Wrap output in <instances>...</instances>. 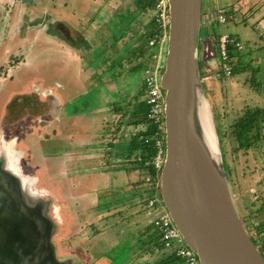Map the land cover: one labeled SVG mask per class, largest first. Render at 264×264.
Wrapping results in <instances>:
<instances>
[{
  "label": "rangeland",
  "instance_id": "rangeland-1",
  "mask_svg": "<svg viewBox=\"0 0 264 264\" xmlns=\"http://www.w3.org/2000/svg\"><path fill=\"white\" fill-rule=\"evenodd\" d=\"M26 1L23 14L20 11L14 12V9L13 16L10 13L15 22H6L4 18L0 20V148L2 144H10L14 141L13 135L18 133L19 128L10 125L11 122H9L7 114L4 116L1 114L10 92L12 90L24 91V89L36 86L28 94H22V96L18 93L14 95L17 98L11 97L10 101L19 107L14 112L22 115L17 116L22 121V127L25 129L31 127L32 129L35 126L34 128L39 130L36 132L37 136L31 133L30 135L25 134V137L32 136L29 140H34L36 148H32L31 141H22V143L27 142L25 144L26 149L33 152L34 156L30 155L29 159H31V165L35 166V170L30 167L29 171L23 168L24 171L37 179L36 188L46 190L57 186L62 190V185H64L63 194L67 198L73 197L74 200L70 204V213L67 208L61 210L58 205H56V209L52 203L48 205L57 218V225H61L62 232L54 238L59 254L61 251L68 258L71 257L70 264H150L153 262L152 257H156L158 254L153 253L154 251L147 247L148 242H151V239L157 235L156 225L149 223V219L153 223L154 218L152 216L155 217V214L148 215L145 204L146 191L149 190L150 184L149 182L148 184L145 183L144 180L148 174L146 175L145 170L137 168L127 171L121 165L115 166V153L118 148L122 147V142L125 143L130 135L133 136L144 126L128 125L127 120L130 118V112L123 117L117 116L115 122H113L111 113L108 114L109 118L104 116L107 113L105 114L101 107L102 104L104 105L100 97L102 90L92 86V83L98 80V76L90 74L93 73V69H97L96 55L100 53V47L102 48L97 40H107L108 36L111 39L114 37V35H110L116 29V26H113L115 24L114 19L112 20L113 24L104 25L101 21L100 27L96 26L98 30L94 29L95 26L93 27L89 18L94 15L98 16L99 5H101L99 0ZM101 1L105 6H108L109 2L113 5L118 3L124 8L131 6L132 11L136 10L134 0ZM226 1L203 0L202 12L205 13L206 7L209 6L212 23L206 28L201 26L199 66L206 95L210 101L215 124L221 138L224 165L230 180L232 168V183L228 180L241 216L250 210L251 203H253L251 209H256L261 203V196L264 194V125L259 147H252L248 150L240 149L234 152L238 144L236 142L231 143V141L229 143L227 139L232 134L230 127L236 119L246 114L248 110L264 109V0H234L229 3L232 10L226 6L218 7L228 5ZM239 7L257 11L255 14L257 19H249L250 14L248 13L247 21L236 20L234 17L229 18L226 23H218L215 20L216 8L227 9L230 15L233 9L236 10ZM52 10L54 13L55 10L60 11L57 15L60 17V23L63 26L66 24L65 19H70L69 21L75 25V28L81 31L82 36L86 37L85 40L93 41L90 44L75 47L84 53L87 60L86 64H88V68L83 72V76L86 77L85 92L74 97L73 101L69 99L65 108L64 103L61 104L59 107L61 109L60 114L56 112L59 117L61 115V118H58L57 121H52L51 117L48 118L51 125L48 124L50 127L45 128L47 132L43 133L39 117L45 109L37 105V102H42L40 100L42 93L39 94L38 92L47 87H57L53 78L58 76L61 78L60 85L64 82L63 85L66 83L69 89L73 90V93L69 95L75 96V91L79 89V86L74 83L75 80L82 84L77 76H73L71 79L69 77L72 83L67 77L64 79L61 73L57 75V72L64 70L65 56L69 55L67 47H70V44L66 42V36L61 33V29L56 30V34L54 33L55 28L43 26L44 28L37 32L36 25L40 24L42 19L46 21L45 16H49ZM75 12L79 16L76 17L79 18L78 21L73 19ZM152 13H155V10ZM149 14L142 13L137 16L132 24L134 31L141 26L142 20H149ZM258 19L259 22H257ZM21 25L22 29L20 28ZM230 31L237 32L242 36L244 40L241 42L244 48L240 49L242 67L239 63V67L234 70V73L227 74L222 70L220 63L218 41H216L217 44L213 40H211L213 43H208L205 38L207 35L210 36V33L214 39L217 37L215 32L222 34ZM73 34L75 39H79L74 31ZM53 37L66 42L64 46L57 47L61 58L56 59L58 67L54 69L49 68V63L46 62L48 51L53 48L50 42ZM82 38L81 40H83ZM69 40H73V38H69ZM21 42L24 45L18 47L17 43ZM167 42L168 29H163L159 39L160 45L152 48L154 53L151 55L152 62L148 68L154 69L156 67V69L163 70ZM149 44L152 45L151 41ZM16 46L17 50L14 51ZM11 50L13 51L9 53ZM214 55L218 60L213 58ZM6 61L9 63L7 64ZM54 61L53 59L51 62ZM3 64L4 66H2ZM9 65L10 68H8ZM89 65L93 66L89 67ZM144 74L146 76L145 70ZM161 74L158 75V81ZM145 83V77H143L140 87L136 88L135 92L129 96L131 102L138 99H149V91ZM38 89L39 91H37ZM57 89L61 97L68 95L63 87H57ZM138 89H140L139 92ZM104 96L107 99L114 98V95L109 93ZM125 101H123L122 106L129 110V104ZM11 109L8 105V110ZM102 117H104L103 119L107 118L110 122L101 124ZM35 119L39 121L35 122ZM32 122L35 124L32 125ZM17 125L19 126V124ZM50 130H54L52 132L54 138L45 139L49 134L48 132H51ZM40 132L43 135H38ZM104 135L106 136L104 140L99 141L98 139H102ZM116 136L117 139L114 141ZM45 152L50 154L45 157ZM124 152V150H120L119 155L123 154L124 157L127 153L130 156L127 149L126 153ZM24 154H26L25 159H23ZM56 154L62 161L53 160L55 156L50 158V155ZM18 155L21 157L22 166H28V153L18 152ZM132 158L134 157L132 156ZM52 161L53 170L47 172L45 165L50 167ZM52 171L59 176L57 180H49ZM135 183L137 187H135ZM143 184L144 188L142 187ZM69 188L70 190H68ZM60 189L59 191L62 193ZM46 192L49 194L48 191ZM54 192L56 191L54 190ZM137 192L138 196L135 197ZM51 200L54 202L53 194ZM44 205L46 206V204ZM99 214H103V216L100 219H95ZM145 248L147 251H144ZM153 250L160 252V256L163 252L169 253L161 249L157 251L155 247Z\"/></svg>",
  "mask_w": 264,
  "mask_h": 264
},
{
  "label": "water",
  "instance_id": "water-1",
  "mask_svg": "<svg viewBox=\"0 0 264 264\" xmlns=\"http://www.w3.org/2000/svg\"><path fill=\"white\" fill-rule=\"evenodd\" d=\"M167 5L168 42L160 79L166 154L160 195L200 264H264L238 212L202 81L203 0H167ZM203 105L208 108L210 132L201 117ZM10 163L8 154L0 152V264H70L71 257L58 254L54 237L61 225L49 214L50 198L26 185Z\"/></svg>",
  "mask_w": 264,
  "mask_h": 264
},
{
  "label": "crops",
  "instance_id": "crops-1",
  "mask_svg": "<svg viewBox=\"0 0 264 264\" xmlns=\"http://www.w3.org/2000/svg\"><path fill=\"white\" fill-rule=\"evenodd\" d=\"M233 1L234 0H227L226 2H228V5H223V6H218V7L226 6L228 9L232 10L231 9L232 7L229 5V3H232ZM99 2L101 3V5H99L100 7L98 9V16L94 15V16L89 18L90 21H92L93 27L95 26L94 29L98 30L96 28V26H98V28H99L101 21L103 22L104 25L113 24L112 23L113 19H114V23H115L113 26H116V29H114L115 31L112 34H110V35H114V37L112 39L108 36L107 40H97V43H100L102 45V48L100 47V50H99L100 55L99 54L96 55V58H97L96 61L98 62L97 69H93L92 70L93 73H90V74L93 76H98V80L95 83H92V86L93 87H99L102 90L100 97H101V101L104 103V105L102 104L101 107H102V111H105V114L107 113L104 116L108 117V114L111 113L112 118H113V122H115L117 119V116L121 115V117H123V116H126L125 114H127L128 112L131 113L133 111L136 101L131 102V100H129V96H130V94H133L135 92L136 88L140 87V82L143 79V77L145 76L144 70L146 68H148L149 64L152 62L151 52H153V49L147 46L148 43H147V40H145L146 37H144L145 25L149 22V20L147 19V21H145V20L141 19L142 20L141 23L138 20L139 21L138 23H140L141 26L138 27L137 29H135V31L133 30L134 26L132 24L136 20V18L139 14L140 15L142 13H144V14L150 13L151 14L153 11H150V12L142 11L141 7H139V5H138V0H134V4H135L134 6L136 8L135 11L131 10V6L124 8L123 6H119L118 3H114V5H113V4H110V2H109L108 6H105L104 4H102L101 0H99ZM25 3H27L26 0H0V20H2V18H4V19H6V22H15V19H13L10 16V13L12 15V12L14 9V12L20 11V13L23 14V12H24L23 8L25 7ZM58 12H60V11L55 10V13H54V11L52 10V12L49 16H45L44 19L46 21H44L42 19L40 21V24L36 25V29H37V32H39V30H42L44 28L43 26H46V27L50 26L51 29L55 28L54 33H56V30H58L59 28L61 29V33H63L66 36V38H67L66 42L68 44H70V47H67V51L69 52V55H66L65 56L66 58L63 57V58H65L64 70H63V72H57V75H60V73H61V75L64 77V79L66 77L68 78L69 82L71 81L70 79L73 78V76H77V79L80 82H82V84L78 83L77 80H75L74 83L79 86L78 87L79 89H77L75 91L76 92L75 96L69 95V94L73 93V90L69 89V87L67 86L66 83H65V85H63L64 82L60 85L59 81H61L60 80L61 78L58 76V77L53 78V81H56V83L55 82H53V83H55V85L59 88L63 87V89L68 94L67 96L61 97L57 92L58 91L57 87H54V86L50 87V88L49 87L44 88L43 91L38 92L39 94L42 93L41 94L42 96H40V100H42V102L41 103L37 102V105H38V107L41 106L43 109H45V111H43L39 117L40 127L43 128V133L47 132V130H45V128L50 127L48 124L51 125V123L48 122L49 121L48 118L51 117L52 121H57L58 118L59 119L61 118V115H60V117L58 116V114H60L61 109H59V107H61V104L64 103V108H65V105L69 99H70V101H73V99H75L74 97L78 96L80 93L83 94L85 92L86 77L83 76V72L88 68V64H86L87 60H86V56L84 55V53H82V51H80L79 49H76L75 47L78 48V45L90 44L93 41V40H85L86 37L82 36L83 34L81 33V31L77 30L75 28V25L71 21H69L70 19H65L66 24L63 26V24L60 23L61 22L60 17L57 15ZM209 12H210V8L208 6V8L206 7V12L203 13V15H202V27H205V28L209 27L210 24L212 23L211 22L212 18L209 15ZM256 12L257 11H253L251 9H246L245 7H239L236 10L233 9V11L230 13L231 14L230 19H232L234 17L236 20L241 19V20L247 21L246 16L248 13L250 14L249 19H257V17L255 16ZM150 14H149V16H150ZM76 17H79V16H77V14L75 12V17L73 19L78 21L79 18H76ZM257 22H259V19L257 20ZM20 28L22 29V25L20 26ZM73 31L79 36V39H75ZM229 34L234 35V37H237L240 40H244V39H242V36L237 32L230 31ZM69 38H73V40H69ZM81 38L83 40H81ZM205 40H207L208 43H213L211 40H216V39L215 38L213 39L211 37V33H210V36L207 35ZM56 41H57V43H56ZM50 42L53 45V48H50V51H48V56L46 57V62L49 63V68L54 69V68L58 67V61L56 59L61 58L58 54L57 47L60 48L61 46H64V44L66 42L64 43L61 40L56 39L55 37H53V39ZM53 42H54V44H53ZM31 44H33V43L31 42ZM22 45H24L23 42L17 43L18 47H22ZM33 45H35V44H33ZM17 46L15 47L14 51L17 50ZM12 51L13 50H11L9 53H11ZM213 58L218 60V58L215 55ZM53 59L55 61L51 62V61H53ZM6 63L8 64L9 61H6ZM91 63H92V61H91ZM2 66H4V64ZM91 66H93V65H89V67H91ZM8 68H10V65ZM54 76H56V75H54ZM69 77H70V79H69ZM6 80L7 79L5 76V81ZM35 87L36 86H34L32 88L24 89V91L23 90L22 91L12 90V92H10V94H9L8 99H6L4 106H3V109L1 111L2 116H4V114L8 115L9 122H11L10 125L12 127H19L17 136L15 134V136H14L15 139H14V141L11 142L10 148H12V149L16 148L17 153L18 152L28 153V156H27L28 159H29L30 155L34 156V154L32 151H29L26 149L25 144L27 142L22 143V141L23 140L31 141L32 148L33 149L36 148L34 146L36 144V143H34V140H29L32 136L25 137V134L30 135V133H31V134H34L37 136L36 132H39V130L34 128L35 126L32 127V129H31V127H30V129L29 128L25 129L22 127V121H21V119L18 118L22 115H20L17 112H14V111H16L15 109H18L19 107L15 106L13 104V102L10 101V98L11 97L17 98V96H14V95H17L18 93L21 95L22 94L23 95L28 94L29 92L34 90L33 88H35ZM139 90L140 89H138V92H139ZM37 91H39V89ZM103 91H104V94H103ZM105 92L114 95V98H109V99L105 98L104 95L107 94ZM121 93H123L124 95H122ZM123 101H125V102H127V104H129L128 105L130 107L129 110H127L125 108V106H122ZM131 103H132V106H131ZM8 105H10V107L12 108L11 110H8ZM56 112H58V114H56ZM103 118L104 117H102V119L100 120L101 124H104V123L108 124L110 122L107 118H105V119H103ZM38 121L39 120L35 119V122H38ZM127 121L129 122L128 125L133 124L130 122L131 121L130 118H128ZM17 124H19V126ZM34 124L35 123L32 122V125H34ZM133 125L137 126L135 124H133ZM54 130H50L51 132H48L49 134L47 137H45V139L54 138V136L52 135V132H54ZM16 132H17V130H16ZM38 135H43V134L40 132ZM105 137L106 136L104 135L102 139L99 138L98 140L99 141L104 140ZM65 138H67V137L65 136ZM116 139H117V136L113 140L115 141ZM130 139H131V135L129 136V138L126 139L125 143H123L124 141L122 142V147L118 148L116 153H115V162H116L115 166L121 165L127 171H129L132 168H136L135 159L137 157V153L135 152L133 155H130V156H128L126 153V149L128 147L127 145L129 144ZM36 141H38V140H36ZM43 147L44 146L42 145V148ZM120 150L125 151L124 153H126V154L124 157L122 156L123 154L119 155ZM45 153H44L45 157L48 156V154H50V153H46V154ZM25 155L26 154H24V157H25ZM52 156H55V158H53V160H55V159L60 160L61 159V158H59V155H57V154L56 155H50V158ZM127 156H128V159H126ZM132 156L134 158H132ZM60 161H62V160H60ZM29 162H30L29 164L31 166V161H29ZM50 164H51L50 167L48 165H45V169H47V172H48V170H49V172L51 170H53V161ZM137 169H140V168H137ZM146 175H147V173H146ZM148 176H150V175L148 174ZM58 177L59 176L57 175V173H53V171H52V175H50L49 180L50 179L57 180ZM147 177H145L144 182L148 184V181L146 180ZM134 185H135V187H137L136 183ZM142 187L144 188V184L142 185ZM59 189L60 188H58V193L54 192V188L48 189L47 191L49 192L51 197L53 194V201H54L53 203L55 205H58L59 207H61V210H62V208H67L68 212L70 213V211H71L70 204L72 201H74L73 197L67 198L63 194V191L65 189L64 185H62V190L60 189L62 191V193L59 191ZM68 190H70V188ZM67 194L69 195L68 191H67ZM134 196L137 197L138 192ZM97 205H99V204H97ZM102 216H103V214H99L98 216L95 217V219L96 218L100 219ZM149 223L151 225V219H149ZM156 250L159 251L158 249H156ZM144 251H147L146 248L144 249ZM152 251H154L153 253L158 254V256L152 257L153 262H150V264H156V263L164 264L165 261L161 260L163 257L162 256L163 254H161V256H160V254H159L160 252H156L155 250H152ZM58 254H59V252H58ZM59 256H65V255L62 254V252L60 251Z\"/></svg>",
  "mask_w": 264,
  "mask_h": 264
},
{
  "label": "trees",
  "instance_id": "trees-1",
  "mask_svg": "<svg viewBox=\"0 0 264 264\" xmlns=\"http://www.w3.org/2000/svg\"><path fill=\"white\" fill-rule=\"evenodd\" d=\"M156 3L157 0H138V5L141 7L142 11H153L155 10V13H151L149 16V22L145 25L144 29V37L145 40H147L148 47L153 48L155 46H159V39L162 35V25L161 21L158 20V11L156 13ZM217 10V8H216ZM203 15V12H202ZM217 34L216 40H213L215 44H217L216 41L219 40V36L221 32H215ZM232 37L234 35L230 34ZM152 38H156V43L154 45H150L149 41ZM235 41L233 43H230L228 45V53H229V64L233 68V73L236 68H238L239 63L240 67H242V62L240 58V49L236 42L241 41L239 38L234 37ZM215 47V45H214ZM219 51V48H218ZM217 51V52H218ZM154 52H151V55ZM219 53V52H218ZM163 71V70H162ZM145 77V76H144ZM160 80V77H159ZM162 89V88H161ZM163 92V89H162ZM164 94V92H163ZM152 104H149L147 99L144 100H136L135 107L133 111L129 114L131 123L140 126L143 125L144 128L141 127L137 131L136 134L131 136V139L129 141V144L127 145V150L130 155L137 153V157L135 159L136 168H140L142 170H145L147 174L150 175V177L158 180L161 175V170L158 171L155 165L153 164V160L155 156L158 153L159 146L157 144V140L164 137L165 131L160 127V123L156 118H152L150 116V110H151ZM128 115V114H125ZM225 117V116H224ZM264 123V109L263 108H256L255 110L251 111L248 110L246 114L243 116H240L238 119H236L231 124V135L228 136L226 129H225V135L228 136V142H236L238 144L237 147H235V151H239L240 149L248 150L250 148H256L261 145L259 141H261V133L263 129ZM225 127V125H224ZM219 134V133H218ZM220 137V136H219ZM233 137V138H231ZM264 139V138H263ZM221 142V138H220ZM227 142V141H226ZM222 149V148H221ZM223 154V153H222ZM224 160V158H223ZM227 173V172H226ZM231 183H232V168H231ZM228 177V175H227ZM152 188L149 187V190H147V194L150 195L152 193ZM146 194V198L148 195ZM147 201H145L146 204ZM251 203V202H250ZM253 203H251L250 210L245 213L244 215H241V218L246 225L255 245L260 250L261 254L264 256V194L261 196V203L256 209H251ZM155 224L154 222L151 223V225ZM252 227V228H251ZM156 233L157 235L151 239V242L149 241L147 244V247L149 249L153 250H164L169 252L168 254H165L163 252L162 259L164 260V264H183L181 262L183 259L181 256L177 254L176 251L167 250L166 245L162 241V236L156 227ZM263 238V239H262ZM147 250V249H146ZM162 252V251H161Z\"/></svg>",
  "mask_w": 264,
  "mask_h": 264
},
{
  "label": "built area",
  "instance_id": "built-area-1",
  "mask_svg": "<svg viewBox=\"0 0 264 264\" xmlns=\"http://www.w3.org/2000/svg\"><path fill=\"white\" fill-rule=\"evenodd\" d=\"M156 13L158 11V20L161 21L162 30L168 29V21H169V13H168V5L167 0H157L156 3ZM215 20L218 23H226L229 18H231V14L229 15L227 9L218 8L215 12ZM165 27V28H164ZM154 40V42H153ZM152 45L156 43V38L150 40ZM235 38L232 37L229 33H222L218 40V47H219V55L221 57V66L222 70L227 73L231 74L233 72L232 66L229 64V53H228V45L233 43ZM239 49H243L244 45L241 41L236 42ZM146 68V76H145V85L147 90L149 91V99L147 100L149 104H152L150 110V116L152 118H156L159 123L160 127H163V115H164V102H163V95L161 92L160 83L158 81V75L162 73L160 69ZM157 144L159 146V150L157 155L153 160V164L157 168L158 171L162 169V166L165 161V139L162 136L157 140ZM147 181L152 188V193L148 195L145 199L146 202V209L148 215H154V223L156 227L159 229V232L162 236V241L166 245V249H171L172 251H176L179 256L183 259V264H200L199 258L195 251H193L184 241L182 235L180 234L179 230L175 226L163 200L160 195V177L158 180L148 176ZM156 210L155 212H153Z\"/></svg>",
  "mask_w": 264,
  "mask_h": 264
},
{
  "label": "bare ground",
  "instance_id": "bare-ground-1",
  "mask_svg": "<svg viewBox=\"0 0 264 264\" xmlns=\"http://www.w3.org/2000/svg\"><path fill=\"white\" fill-rule=\"evenodd\" d=\"M160 79H161V76H160ZM159 83H160V80H159ZM160 87H161V85H160ZM162 88V87H161ZM161 92H162V89H161ZM162 95H163V104H164V115H163V127H161L162 129H164V131H165V100H164V94H163V92H162ZM211 107V106H210ZM209 107V108H210ZM200 113H201V117H202V120H203V122H204V124H205V126H206V128H207V131H209L210 132V117H209V112H208V108H207V105H203V106H201V108H200ZM164 136H165V134H164ZM2 150H5L6 151V153L8 154V156L10 157V159H11V163H10V167L12 168V169H14V170H16L17 172H19L20 174H22V177L24 178V182L26 183V185H28V186H30V184H29V181H28V179L26 178V175H24L23 174V166H22V164H19V165H17L16 164V162L12 159V155H11V150H10V144H4V145H2ZM222 150V149H221ZM223 155V154H222ZM16 164V165H15ZM163 167V166H162ZM161 176V175H160ZM31 188L33 189V191H36V192H38V193H40V194H43L44 193V191L42 190V189H38V188H36V187H33V186H31ZM43 195H45V193L43 194ZM56 209V208H55ZM61 224V223H60Z\"/></svg>",
  "mask_w": 264,
  "mask_h": 264
},
{
  "label": "flooded vegetation",
  "instance_id": "flooded-vegetation-1",
  "mask_svg": "<svg viewBox=\"0 0 264 264\" xmlns=\"http://www.w3.org/2000/svg\"><path fill=\"white\" fill-rule=\"evenodd\" d=\"M15 135H13V137H14ZM16 136H17V134H16ZM11 144V143H10ZM2 145H4V144H2ZM2 147V146H1ZM10 150H11V155H12V159L16 162V164L17 165H19V164H21V157L18 155V153H17V150H16V148L14 149H12V148H10ZM2 151H5V150H2V148H0V152H2ZM6 152V151H5ZM26 158V156L25 157H23V159H25ZM28 158V157H27ZM27 161V160H26ZM30 159H28V161H27V163H28V166H26V165H24L23 166V168H25L26 169V171L28 170H30L31 168L30 167H33V169L35 170V166L34 165H31L30 166ZM15 164V165H16ZM23 171H24V169H23ZM23 174L24 175H26V177L28 178V181H29V184L31 185V186H33V187H35V184H36V181H37V179H34L33 177H31L29 174H27L25 171L23 172ZM53 188H54V190L58 193V188H57V186H53ZM43 191H44V193H45V197H49L50 198V200L52 199V197H51V195L50 194H48L46 191L48 190V189H46V190H44V189H42ZM51 202H52V200H51ZM53 203V202H52ZM50 212H51V210H50ZM49 214H51L52 216L54 215V213H49Z\"/></svg>",
  "mask_w": 264,
  "mask_h": 264
},
{
  "label": "clouds",
  "instance_id": "clouds-1",
  "mask_svg": "<svg viewBox=\"0 0 264 264\" xmlns=\"http://www.w3.org/2000/svg\"><path fill=\"white\" fill-rule=\"evenodd\" d=\"M21 190H22V192H23V193H25V194H26V197H32V196H31V195H29V193H28V192H26L24 189H22V188H21Z\"/></svg>",
  "mask_w": 264,
  "mask_h": 264
}]
</instances>
